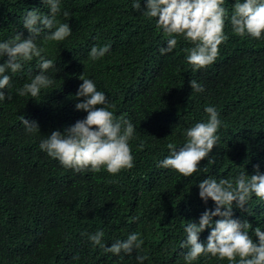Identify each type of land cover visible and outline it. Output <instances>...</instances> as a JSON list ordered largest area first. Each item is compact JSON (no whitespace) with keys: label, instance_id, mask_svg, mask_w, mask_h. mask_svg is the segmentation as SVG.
<instances>
[{"label":"trees","instance_id":"16d2710c","mask_svg":"<svg viewBox=\"0 0 264 264\" xmlns=\"http://www.w3.org/2000/svg\"><path fill=\"white\" fill-rule=\"evenodd\" d=\"M132 3L61 0L56 19L70 24L71 36L46 42V29L36 40L56 65L47 72L53 86L36 98L17 95V89L30 82L28 72L34 76L40 71L38 58L20 72L7 73L11 87L0 89L12 96L0 101V264H138L137 254H147L144 264H186L188 249L180 248L186 238L184 225L198 220L205 209H215L211 199L205 204L199 197V181H234L241 172L254 174L257 164L264 174V38L237 36L226 21L229 38L216 61L194 71L183 51L194 45L178 37L177 47L161 55L167 34L157 28L156 18L143 15L145 0L140 11ZM234 3L225 0L229 16ZM32 9L42 15L50 12L43 0H0V42L17 32L29 35L23 19ZM105 44L110 51L90 60L91 47ZM81 76L93 79L106 93L117 119L135 125L129 142L133 168L115 175L105 168L77 172L40 149L46 135L87 115L75 108ZM190 80L202 84L204 91L192 90ZM210 105L223 124L217 145L199 171L184 177L157 167L169 155L168 143L182 146L184 130L207 120L205 108ZM21 116L37 121L40 132L28 133ZM245 207L248 212L234 208V218L247 219L264 231V200L253 195ZM98 230H103L107 247L132 232H139L144 243L131 255L115 256L88 239L87 234ZM210 230L200 234L201 241L206 242ZM193 264L229 262L209 254Z\"/></svg>","mask_w":264,"mask_h":264},{"label":"clouds","instance_id":"9594fccd","mask_svg":"<svg viewBox=\"0 0 264 264\" xmlns=\"http://www.w3.org/2000/svg\"><path fill=\"white\" fill-rule=\"evenodd\" d=\"M49 6V14L42 15L38 9L27 12L23 19V27L29 32L25 38L17 32L13 37L0 42V58L7 56L0 63V89L10 88L11 75L23 70L24 64L38 58L40 71L32 75L28 72L30 82L17 89V95H30L36 98L43 89L55 83L47 74L56 67L53 59L44 55L45 48L36 43L37 38L46 29L48 34L44 40L62 42L72 34L68 22L56 19L61 11V0H43ZM225 0H145L143 15L148 19L156 18V26L167 34L166 47L160 48L161 55L172 52L178 44V37L190 41L194 46L183 49L187 62L193 70L206 68L213 64L220 53V46L227 42L225 23L230 21L233 32L240 37L250 36L254 39L264 38V0H235L232 14L225 6ZM132 7L140 11L141 0H133ZM69 16L67 11L63 12ZM110 51V46L93 45L89 52L92 61L103 58ZM83 83L79 85L75 98L77 110L87 115L73 125L61 130H54L40 142V149L48 156L58 159L61 165L77 172L91 170L100 172L105 168L109 174H118L122 169L134 167L130 141L135 135V125L128 119H117L110 109L105 92L98 90L93 79L79 77ZM192 90L203 92L204 87L196 80L189 81ZM83 97L82 100L80 98ZM11 93L0 91V101L11 100ZM206 121H197L184 130L185 142L177 147L170 142L167 145L169 155L157 163V167L173 169L184 177H190L199 171L200 163L209 157L220 137L218 130L223 121L214 105L205 108ZM21 123L28 133L40 132L37 121H29L21 116ZM143 144L139 147L142 149ZM210 163L213 161H209ZM256 172L247 175L241 172L232 179L204 178L199 181V197L207 204L211 199L215 209H205L199 219H190L184 225L186 238L180 242V248H187L184 254L186 264H193L202 255L227 259L229 264H264V231L247 219L234 218V208L248 212L245 205L253 195L264 200V174L259 171V164L254 166ZM249 215H251L249 213ZM220 217L214 220L213 217ZM133 217L132 220H138ZM211 229L206 242L201 241L200 234ZM251 230V234H250ZM83 235V233H82ZM94 245L105 252L120 256L121 253L131 255L133 250L141 249L144 241L139 232H132L126 240H117L107 247L103 242L104 232L87 234ZM78 258V257H74ZM147 254H137L138 264H144Z\"/></svg>","mask_w":264,"mask_h":264}]
</instances>
